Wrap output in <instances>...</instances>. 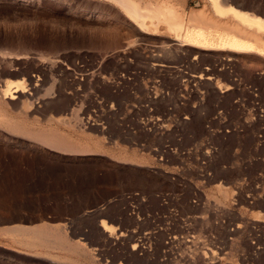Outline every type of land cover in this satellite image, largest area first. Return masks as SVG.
Here are the masks:
<instances>
[{"label": "rangeland", "instance_id": "1", "mask_svg": "<svg viewBox=\"0 0 264 264\" xmlns=\"http://www.w3.org/2000/svg\"><path fill=\"white\" fill-rule=\"evenodd\" d=\"M111 1L0 0V264H264V62Z\"/></svg>", "mask_w": 264, "mask_h": 264}, {"label": "bare ground", "instance_id": "2", "mask_svg": "<svg viewBox=\"0 0 264 264\" xmlns=\"http://www.w3.org/2000/svg\"><path fill=\"white\" fill-rule=\"evenodd\" d=\"M113 1L119 5L120 10H123L128 15L143 34L155 36L167 35L171 38L170 40L173 39L176 42L179 48H186L198 56H207L211 53L214 56L220 57V59L225 57L224 59L230 62H233V59L237 57L259 60L260 63L264 62V19L256 14L245 12L242 6H233L230 2L228 4L227 0H209L214 12V15L210 17L206 14L205 10L187 13L182 7L163 0H112L111 2ZM162 42L165 43L164 40ZM224 59H222L223 62ZM220 88H223L222 85ZM226 91L229 90L226 89ZM15 92H19V90ZM3 95L4 97H2ZM15 96L8 92H4L1 95L2 98H5L9 102H11L10 100H15ZM19 98L22 97L19 95ZM61 120L64 121V119ZM59 139L61 142V138ZM63 141H66L65 138ZM62 142L61 144H63ZM64 143H67V141ZM102 223L105 232L110 233L116 229L107 225L105 221ZM113 234L115 235V231Z\"/></svg>", "mask_w": 264, "mask_h": 264}]
</instances>
